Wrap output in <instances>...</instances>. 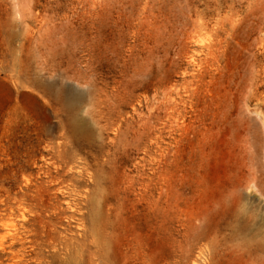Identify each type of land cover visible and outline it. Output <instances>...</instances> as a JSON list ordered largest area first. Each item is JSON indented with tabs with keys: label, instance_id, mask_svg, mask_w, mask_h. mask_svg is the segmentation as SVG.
Instances as JSON below:
<instances>
[{
	"label": "rangeland",
	"instance_id": "rangeland-1",
	"mask_svg": "<svg viewBox=\"0 0 264 264\" xmlns=\"http://www.w3.org/2000/svg\"><path fill=\"white\" fill-rule=\"evenodd\" d=\"M0 224V264H264V0H0Z\"/></svg>",
	"mask_w": 264,
	"mask_h": 264
},
{
	"label": "bare ground",
	"instance_id": "bare-ground-1",
	"mask_svg": "<svg viewBox=\"0 0 264 264\" xmlns=\"http://www.w3.org/2000/svg\"><path fill=\"white\" fill-rule=\"evenodd\" d=\"M50 181H51V180H50ZM29 184H30V183H29ZM24 186H25V185H24ZM30 186H31V185H30ZM28 190H29V189H28ZM16 204H17V203H16ZM18 207H19V206H18ZM18 207H17V208H18ZM22 208H24V207H22ZM24 209H25V208H24ZM9 210H10V209H9ZM25 210H26V209H25ZM16 212H17V211H16ZM19 212H20V211H19ZM19 212H18V214H19ZM23 212H24V211H23ZM8 214H9V213H8ZM20 214H21V213H20ZM21 215H22V214H21ZM31 215H32V214H31ZM9 217H10V216H8L7 219H8ZM19 217L24 218L23 215H22V216H19ZM12 218H13V217H12ZM22 218H21V219H22ZM33 218H34V217H33ZM24 219H26V218H24ZM37 219H38V218H37ZM2 222H4V221H2ZM2 222H1V223H2ZM10 222H11V220H9L8 223L10 224ZM33 222H34V221H33ZM8 223H7V224H8ZM11 223H12V222H11ZM13 223H14V222H13ZM29 223H30V222H29ZM40 223H42V222H40ZM19 224H20V223H19ZM24 224H25V222H24ZM32 224H34V223H32ZM44 224H45V223H44ZM0 225H1V224H0ZM39 225H40V224H39ZM39 225H38V226H39ZM3 226H4V225H3ZM7 226H10V227L12 228V227H13V224H12V225L10 224V225H7ZM7 226H6V227H7ZM4 227H5V226H4ZM20 227H21V226H20ZM34 227H35V226H34ZM0 228H1V227H0ZM2 228H3V227H2ZM13 228H15V227H13ZM31 228H32V227H31ZM47 228L50 230V228H49L48 226H47ZM3 229L5 230V228H3ZM6 229H7V228H6ZM21 229H22V228H21ZM51 229H52V228H51ZM53 229H54V228H53ZM4 230H3V232L1 231V233H3V234L5 235ZM12 230H13V229H12ZM24 230H25V228H24ZM26 230H27V229H26ZM11 232H12V231H11ZM13 232H14V231H13ZM1 233H0V234H1ZM14 233H15V232H14ZM54 233H55V232H54ZM54 233H52V234H54ZM7 234H8V232H7ZM29 234H30V233H29ZM30 235H31V234H30ZM40 235H41V234H40ZM58 235H60V234L58 233ZM61 235H62V234H61ZM61 235H60V237H61ZM0 236H2V238L4 237L3 235H0ZM7 236H8V235H7ZM10 236H11V235H10ZM10 236H9L8 238H10ZM15 236H16V234H15ZM17 236H18V235H17ZM17 236H16V237H17ZM44 236H45V235H44ZM11 237H12V236H11ZM17 238H18V237H17ZM48 238H49V237H48ZM64 238H65V237H64ZM0 239H1V237H0ZM3 239H4V238H3ZM57 239H58V238H57ZM26 240H27V239H26ZM26 240H25V241H26ZM28 240H29V239H28ZM31 240H32V239H31ZM9 241H10V240H9ZM19 241H20V240H19ZM36 241H37V240H36ZM43 241H44V240H43ZM70 241H71V240H70ZM38 242H39V241H38ZM57 242H58V241H57ZM48 244H49V243H48ZM60 244H62V243H60ZM4 246H5V244H4ZM59 246H60V245H59ZM32 247H33V246H32ZM57 247H58V246H57ZM60 247H61V246H60ZM30 248H31V247H30ZM258 248H259V247H258ZM2 249H3V248H2ZM63 250H64V249H63ZM0 252H2V251H0ZM10 253H11V252H10ZM55 258H56V257H55ZM16 259H17V258H16ZM16 259H15V260H16ZM43 259H44V258H43ZM50 259H51V258H50ZM12 260H13V258H12ZM8 264H10V263H8ZM22 264H23V263H22Z\"/></svg>",
	"mask_w": 264,
	"mask_h": 264
}]
</instances>
